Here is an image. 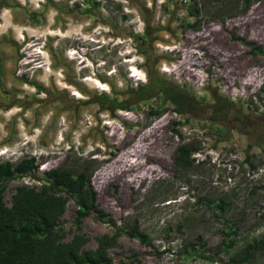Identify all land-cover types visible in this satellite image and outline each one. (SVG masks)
Here are the masks:
<instances>
[{
    "label": "rangeland",
    "instance_id": "1",
    "mask_svg": "<svg viewBox=\"0 0 264 264\" xmlns=\"http://www.w3.org/2000/svg\"><path fill=\"white\" fill-rule=\"evenodd\" d=\"M98 1L100 17L83 13V0H24L23 5L20 0H7L8 5L1 8L0 33L9 28L17 44L12 64L18 80L17 101L0 105V148L22 145L19 152L34 156L38 175L74 163L91 168L89 180L98 206L111 220L120 222L119 226L135 219L149 243L119 235L117 245L108 250L111 264L121 260L122 264H225V256L212 262L184 259L177 250L198 238L206 252H218L225 240L222 232L227 231L233 240L230 254L237 257L246 242L264 231V0H250L244 9L241 0L221 6L216 4L218 0H209L210 5L205 0H191L197 11L190 17L186 16V1L151 0L149 7L148 0H140L148 8L144 12L148 25L140 32L137 24L130 23L136 15L143 22L134 0ZM15 2L19 9L13 11L10 8ZM5 9L8 17L3 16ZM80 25H85L82 35L93 34L97 26L110 31L84 41L73 31ZM144 30L147 35L142 39ZM57 31L61 35L50 34ZM65 32L73 34L63 36ZM129 33L151 46L150 61L137 53L136 40ZM101 37L108 43H96ZM118 39L131 44H115ZM126 46L134 51L120 56ZM69 49H87L83 55L92 69L69 59ZM40 53H47L49 63L45 64ZM132 56L143 58L134 66L145 73L146 82L130 76L125 61ZM113 67L116 73L107 75ZM211 68L213 76L206 71ZM58 71L63 77L60 82L83 98L57 84ZM93 71L95 79L109 86V92L85 82ZM150 71L184 88L192 96V111L176 114L169 103L158 106L157 98L137 103L129 99L123 103L127 110L111 113L97 111L104 105L90 104L99 93L105 95L109 108L112 98L123 101L131 86L147 83ZM217 94L232 100L231 107H242V116L232 123L238 125L236 130L223 122L228 112L217 116L211 110ZM13 108L20 111L7 117ZM24 136L36 138L24 143ZM188 141L192 142L190 149L199 151L194 153L196 160L178 166L173 161L174 150ZM19 183L39 184L26 176L7 181L6 204ZM118 186L121 203L114 200ZM196 196L211 205L222 199L226 209L218 216L209 205L196 202ZM73 212L74 205L68 202L60 218L65 230L74 228ZM80 231L88 237L87 247L95 246V236L113 232L92 216L83 218ZM167 247L170 250L165 252ZM218 256H222L220 252ZM240 264H264V251L252 252Z\"/></svg>",
    "mask_w": 264,
    "mask_h": 264
},
{
    "label": "trees",
    "instance_id": "2",
    "mask_svg": "<svg viewBox=\"0 0 264 264\" xmlns=\"http://www.w3.org/2000/svg\"><path fill=\"white\" fill-rule=\"evenodd\" d=\"M134 1L146 28L148 21L144 17V12L148 8L140 0ZM83 2V13L101 16L98 10L100 4L98 0H83ZM183 2L188 3L186 16L195 15L196 3L191 0H183ZM225 2H229V0H218L216 4L221 6ZM249 2L250 0H241V8H246ZM206 4L210 5V1L205 0ZM226 31V33L233 32V30ZM167 34L164 33L165 36ZM129 35L133 39L137 38L134 34L129 33ZM146 35L144 30L141 38H145ZM136 44L137 53L145 57L147 62L150 61L151 46L137 40ZM230 44L238 50V47ZM257 49L259 48L257 47ZM213 59L217 61L215 57ZM148 67L150 68V65ZM206 71L212 76L214 75L213 68ZM148 74L147 83L131 86L127 93L128 96L123 101L117 102L116 98H112L110 108L105 104V102L108 103V100L101 93L95 96V100L91 101L90 104L104 105L97 111L103 110L111 113L113 110H127L128 107L123 103L129 102V99H134V103H137L136 101L145 102L149 98H153L154 101L157 98L160 100L158 106L169 103L173 107L172 111L176 114H181V111H192V96L184 88L169 82L168 79L159 76L154 71H150ZM260 100L261 98H259ZM213 103L214 108L212 106L211 110L217 116H220L222 111L228 112L227 119L223 122L229 124L227 126L229 129L236 130L238 125L232 123L242 116L240 114L242 107H237V109L231 107L233 105L232 100L224 98L220 94L213 97ZM153 113L157 114L158 112L155 110ZM191 144L192 142L188 141L175 148L173 155L175 164L188 166L196 160L194 153L199 151L190 149ZM245 161H248V156H246ZM90 172V167L82 168L74 163L71 166L61 165L50 168L41 171L38 175L37 162L34 156L29 154H21L14 160H0V264H111L108 250L117 245L116 239L119 235L125 234L140 243L149 244L145 239V234L139 230L135 219L127 226H119L120 222L111 220L109 214L98 206L95 192L90 185ZM24 176L38 181V186L25 183L14 185V190L9 197V204H6L4 200L6 182ZM174 198V196L164 198L161 201ZM121 199L122 195L118 186V190L114 194L115 203H121ZM194 199L198 203L204 202V204L209 205L218 216H221L226 209V204L222 199H218L213 205H211V201H204L200 196H196ZM68 202H72L74 205L73 230H65L60 221ZM139 209L140 207L135 210L138 211ZM140 215L141 212L137 216ZM87 216L94 217L95 220L104 223L113 230L111 234L102 233L95 236L94 247H87L88 237L80 231L81 222ZM167 231L169 230L167 229ZM222 235L225 240H223L221 249L218 251L222 256H218V252H206L203 249V243L198 238L189 244L182 245L177 253L184 259H199L209 262L216 260L217 257L221 261L222 258L220 257L225 256L227 259L222 260L225 264H240L245 262L252 252L264 251V231L246 242L240 250L241 254L237 257H235L236 254H230L233 240L228 238L229 233L227 231L222 232ZM169 250L170 248L167 247L164 251L168 252ZM128 259L129 261L137 260L135 257H128ZM122 263L121 260L119 264Z\"/></svg>",
    "mask_w": 264,
    "mask_h": 264
},
{
    "label": "clouds",
    "instance_id": "3",
    "mask_svg": "<svg viewBox=\"0 0 264 264\" xmlns=\"http://www.w3.org/2000/svg\"><path fill=\"white\" fill-rule=\"evenodd\" d=\"M20 2L23 4L24 3V0H20ZM33 2H35V0H33ZM123 2L124 3H127V0H123ZM160 2L163 3V0H160ZM148 6L151 7V0H148ZM124 11L125 12H129L130 10L128 8H125ZM132 11H134V10H132ZM53 15H54V13H53ZM3 16L4 17H8L9 16V10L5 9L4 12H3ZM130 23H135V24L138 25L137 28H136V31L137 32L142 31L143 28H144V24L140 20L139 15H136L135 20L130 21ZM83 27H85V25H80L77 28H75L73 31H74V33H75V35L77 37H80L84 41H93V36L94 35H99L101 32H108V31H110V29L108 27L97 26L93 30V34H83L82 35L81 34V29ZM18 32H19V30H18ZM50 34L51 35H61V33L59 31L53 32V33H50ZM72 34H73L72 32H65L62 35L63 36H71ZM19 39L22 40L23 39V36H19ZM96 43H99V44L102 45V44L108 43V41H105L101 37V39L99 41H97ZM114 43L115 44H126V45H130L131 44V41L125 42V41H121V40L118 39V40L114 41ZM36 51L39 52L40 49L37 48ZM86 51H87V49H80L79 52L77 50H75V49H69L67 51L66 55L68 56L69 59H75V60L79 61L80 63H82L84 66L88 67L89 69H92V64L84 58L83 53L86 52ZM133 51H134V49L132 47L126 46L125 49H124V51L120 52V56H124L125 54L132 53ZM40 54L45 57V64L49 63L47 53H40ZM136 61H140L142 63L143 62V58L142 57H139V56H132V58L130 60L125 61V63H127L129 65V73H130V76L133 77V78H135L136 80L146 82L145 73L143 71L138 70L134 66V64H135ZM36 66L39 67L40 65H36ZM101 67H102V65H101ZM45 71H46L47 74H51V73H49V70L47 68L45 69ZM61 71H58V72L55 73V75L58 77L57 84L61 88H69L70 91L72 92V94L74 96H77L79 98H83V97L80 96V93L77 92L74 88H70L69 85L63 84V83L60 82L63 79V77L61 76ZM115 73H116V68L113 67L111 69V71H109L107 73V75L112 76ZM43 79L46 82L47 76H45ZM85 82L86 83H89L91 86H94V87L100 89L103 92H109L110 91V88H109V86L107 84L100 83L97 79H95V72L94 71L92 72L91 75L85 77ZM118 84H119L120 87H123V83L122 82H118ZM25 87L27 88V85H25ZM31 91H35V89H31ZM19 111H20L19 108H13L10 112H8L6 114V116L7 117H11L14 113L19 112ZM2 127L3 126L0 125V128H2ZM36 135L37 136L39 135V130H36ZM35 138H36L35 136H32V137L24 136V143H27L29 140L34 141ZM21 147H22V145L17 144V145H15L12 148H9L7 146H5L3 148H0V157H5V158L12 157V156L19 157L21 155V153L19 152V149ZM43 167L44 168H47V165L45 164Z\"/></svg>",
    "mask_w": 264,
    "mask_h": 264
},
{
    "label": "flooded vegetation",
    "instance_id": "4",
    "mask_svg": "<svg viewBox=\"0 0 264 264\" xmlns=\"http://www.w3.org/2000/svg\"><path fill=\"white\" fill-rule=\"evenodd\" d=\"M7 5V0H0V11L3 6ZM11 7L10 9L13 11L18 10L19 4L15 2ZM25 16L26 19L29 18V14ZM11 19L14 21V16ZM0 46H5L7 50L5 64L2 63L3 52L0 51V105H8L10 102L17 101L16 82L18 80L16 67L12 64L13 61L14 64L16 61L14 53L17 50V44L9 28L0 33ZM12 51L14 52L12 53Z\"/></svg>",
    "mask_w": 264,
    "mask_h": 264
},
{
    "label": "crops",
    "instance_id": "5",
    "mask_svg": "<svg viewBox=\"0 0 264 264\" xmlns=\"http://www.w3.org/2000/svg\"><path fill=\"white\" fill-rule=\"evenodd\" d=\"M0 51L1 53L3 52V55H2V63L5 64V58H6V54H7V50H6V47L5 46H0ZM1 61V60H0Z\"/></svg>",
    "mask_w": 264,
    "mask_h": 264
}]
</instances>
